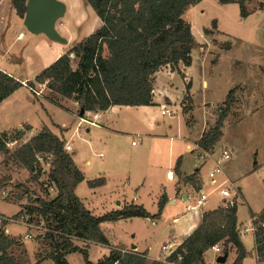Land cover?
<instances>
[{
    "label": "trees",
    "instance_id": "obj_1",
    "mask_svg": "<svg viewBox=\"0 0 264 264\" xmlns=\"http://www.w3.org/2000/svg\"><path fill=\"white\" fill-rule=\"evenodd\" d=\"M12 9L24 19L27 10L26 0H10ZM203 0H84L103 22V26L81 42L75 43L66 54L42 71L35 82L47 85L51 92L49 99H71L85 112H104L112 106H150L153 103L154 76L162 67L171 65L177 68L192 65V51L198 46L192 26L184 19L186 12ZM247 0H218L222 5L238 3L241 17L250 16ZM264 6V0L261 3ZM214 25L217 21L212 22ZM206 35L210 31L204 30ZM77 60L73 68L72 56ZM183 79L184 73L178 69ZM26 86L35 93V83L24 85L14 76L0 70V103L18 89ZM190 100V84H187ZM236 88L227 95L226 109L222 111L215 126L198 142L205 153H212L223 136L225 119L235 102ZM187 113L188 109L185 108ZM18 132L13 140L23 137ZM0 137V151L11 156L21 167H25L37 181L44 176L39 160L46 161L50 168L48 180L57 189L54 199L34 198L33 204L23 207L22 212L31 216V221L44 223L46 233L40 235L41 252L38 262L52 260L54 264H70L68 254L81 253L87 264L88 251L77 242L102 244L109 241L101 224L131 218H157L164 207V199L159 204V213L152 216L143 206L127 205L102 217L94 216L76 195L77 187L85 180L73 157L65 150V141L48 127L30 141L10 153L5 139ZM39 157V158H38ZM180 165V160L177 167ZM197 192L202 189V181L197 174L187 179ZM104 180L89 182L91 188L104 184ZM24 194V193H23ZM48 196V194H47ZM19 199L22 196H18ZM21 214V213H20ZM238 206L203 213L200 226L170 255L167 264H206V253L215 245L223 243V256L229 257L235 249L237 258L234 264H243L249 256L238 228ZM264 223V213L259 217ZM256 251L260 262L264 263V228L259 227L255 234ZM147 264L145 255L111 250L109 257L98 264ZM0 264H31L24 241L12 239L0 229ZM163 264V263H159ZM219 264V263H217Z\"/></svg>",
    "mask_w": 264,
    "mask_h": 264
},
{
    "label": "crops",
    "instance_id": "obj_2",
    "mask_svg": "<svg viewBox=\"0 0 264 264\" xmlns=\"http://www.w3.org/2000/svg\"><path fill=\"white\" fill-rule=\"evenodd\" d=\"M2 1L0 0V5L4 3ZM60 1L70 3L72 7L79 6L83 2V0ZM206 1L203 0L192 6L184 15V19L192 26L194 36H197L195 26L187 18V14H192L195 10H199L200 6ZM102 26L103 22L97 16L95 22L87 26L86 30H83L82 36H80L67 29L63 24L60 26L56 25L57 31L68 40L67 44H61L49 40L43 34L33 35L29 33L24 26V19L18 16L15 9L8 8L7 10H3L0 8V41L5 43V45L8 41L12 45L28 41L30 48L32 47V51L38 56L39 63L42 65L41 71L33 74L35 78L66 54L75 43L89 37ZM203 32L200 33L202 40L200 42L196 40L199 46L204 44L207 37L205 34L203 35ZM23 62L25 63L24 60ZM193 63L188 68L183 63L178 65L177 68L184 73L185 79L178 73L177 68H173L171 65L162 67L155 74L152 105L112 106L104 112H84L83 117L92 124L80 125V119L76 115L80 116L81 107L77 102L67 98H58L56 101H52L49 97L37 98L36 93L33 94L26 86L20 89L29 90L31 97L29 98L30 101L25 105L23 104V106L26 108V105H28L35 109L39 120L35 125L26 118L25 111L20 110L21 103L17 100L20 89L0 103V136L3 133H8L13 129H20L27 125V140L24 142L26 143L37 136L44 127H48L54 134L63 139L65 143L71 145L69 153L85 176V180L76 189V195L94 216L102 217L132 204L143 206L152 216H156L159 213V204L164 199L162 213L157 218H131L102 223L100 227L109 241V246L95 243L87 244L83 241H78L77 244L88 251L89 260L93 264H98L99 261L109 257L113 249L145 255L147 264H167L166 260L169 254L167 251L162 250L163 245H171L172 248L177 249L200 226L203 213L215 210L220 206L218 204L213 207H208V205L202 208L196 207L193 202L195 200L193 193L196 194L197 191L187 179L197 174L204 187L202 178L204 165L201 167L192 165L191 167L193 168H189V170L186 168L188 171L184 170L187 167L186 161L189 154H195L200 159L208 160L213 158L216 152V147L212 153H204L198 147L200 139L210 130L208 123L201 126L197 139L193 135L195 124L189 123V118L193 116L192 114L196 107V86L202 80V75H197L194 72ZM0 70L14 76L24 85L29 81L37 84L35 78L22 81L17 77L15 72L1 65ZM187 84L191 86L189 91L190 100H185L187 96ZM203 87L205 90L209 89L206 77L203 80ZM186 101H191V108H189L187 113L184 112ZM202 104L211 110L212 104L207 99L203 100ZM39 105L42 111L37 109ZM50 106L65 111L74 121L79 120L78 126H85L86 132L83 135L78 129L72 132L65 123L60 125L53 121L49 109ZM164 109L173 111L174 115L172 117L162 115ZM46 115L49 117L47 118ZM78 142H81L80 145H77ZM95 159L97 160L96 163H94ZM179 160L180 165L177 167ZM47 172L48 170L44 171V176L47 175ZM94 180H104L105 182L102 186L91 188L89 182ZM11 182L9 181L8 183ZM81 186H86L90 191L89 196L90 194L91 196L97 195L102 191L108 190L111 192L110 198L108 202L106 199L103 203H99V206L95 204L91 205L88 197L78 195V189ZM45 193L49 195V199H54L58 194L56 188L51 193ZM85 193L87 194V192ZM39 197L41 196H37L35 199L38 200ZM19 204L23 208L24 204L22 202ZM138 220L149 222L154 230L159 232V236L166 237V242L161 246L162 251L154 255L151 247L141 249V244L138 242L132 244L131 248H128L126 244L112 241L114 238L109 234V224L113 225V231L115 232L120 224L127 223L133 225ZM252 222L246 227H250ZM238 227H241L239 219ZM7 231L10 237V230L8 228ZM245 235L253 236V241L252 246L249 248L244 242L243 236H240L249 254L243 261V264H250L252 261L257 264L255 236L252 232ZM135 237L136 235L132 236V241L136 240ZM24 244L31 264H46L49 262L54 264L52 260L38 262V253L41 252V247L37 240L34 243V256L27 249L26 242ZM99 247L106 248L108 252L97 263H94L91 260L92 251ZM75 254H68L66 256L70 264H74L71 258ZM231 254L233 255L232 264H234L237 258L236 250L233 249L229 257ZM205 258L206 264H210V262L211 264H216L217 262V259L215 262L213 259H209L208 252Z\"/></svg>",
    "mask_w": 264,
    "mask_h": 264
},
{
    "label": "rangeland",
    "instance_id": "obj_3",
    "mask_svg": "<svg viewBox=\"0 0 264 264\" xmlns=\"http://www.w3.org/2000/svg\"><path fill=\"white\" fill-rule=\"evenodd\" d=\"M8 1L3 0L4 3L0 5V8L3 10L12 9L11 1ZM262 1H246L251 16L246 19L241 17L238 3L222 5L218 0H207L199 10L192 11L194 14L192 12V14H187V18L195 26L197 34L195 37L198 42L202 40L200 33L205 29L211 33L206 35L203 32V35L207 36L204 44L198 45L192 53L194 72L197 75H202V80L196 86V107L193 116L189 118V123L195 124L194 138H198L203 124L208 123L210 129L215 126L220 114L226 109L227 95L234 88H236V93L235 102L224 122L223 136L216 145L213 158L204 160L198 158V155L189 154L186 161L187 167L184 170L193 168L192 165L198 167L204 165L202 170L204 187L202 186V188L211 195L206 204L208 207L218 204L223 206L222 199L219 197V186L230 187L232 196L227 201L235 200L241 227L249 226L252 220L253 225L256 220L259 222V217L264 213V6H261ZM63 3L66 5V14L57 25L63 24L76 35L82 36L83 30L95 22L96 13L84 0L81 5L76 7H72L70 3ZM214 20L217 21L216 25L212 23ZM31 48L27 40L14 45L9 44V41L6 42V45L0 41V65L15 72L22 81L34 79L33 74L40 72L42 65ZM72 61L73 68H76L77 60L72 57ZM205 77L209 83L208 90L203 87ZM34 89L37 92L35 94L37 98L49 97L51 94L47 85L37 83ZM31 92L34 94L32 90ZM31 92L20 89L17 100L21 103L20 110L25 111L26 118L35 125L39 122L35 109L28 105L26 108L23 106L30 101ZM206 99L212 104L211 110L202 104ZM185 105L189 111L191 101H186ZM37 109L42 111L40 105ZM49 109L53 121L60 125L65 123L72 132L76 129L82 135L86 132L85 126H78L79 120L74 121L65 111L52 106ZM46 117L49 116L46 115ZM20 131L23 132V137L13 140ZM27 131L28 127L25 125L20 129H13L7 133L6 138H3L10 153H14L27 140ZM80 143L78 142L77 145ZM224 149L232 151V157L228 161L221 162L222 171L217 176L218 185H213L209 178V172L216 162L221 161ZM0 153V215H6L5 217L8 218L15 217L17 218L15 220H18L21 214L26 212H22L20 202L24 204L23 207H26L32 205L37 196L49 198L45 192L51 193L55 186L50 183L47 175L35 181L25 167L16 164L11 156L1 151ZM96 161L95 159L94 163ZM41 164L44 170H49L50 165L46 161L42 160ZM9 181L12 182L8 183ZM3 191L9 192L8 198H3ZM89 192L86 186H81L78 189L79 196L88 197L91 205L95 204L96 206L106 199L108 202L111 194L105 190L97 195L91 196L90 194L89 196ZM198 193H193V198ZM18 196H22V198L19 199ZM33 224L35 228L31 230V233L34 239L24 238L29 229L21 222L11 221L8 224L10 237L26 242L27 249L32 252V256H34L35 240L40 243L41 247L39 235L43 230L40 227H44V223L38 224L37 220ZM108 227L110 228L109 234L114 238L112 241L126 244L128 248L138 242L141 244V249L151 247L154 255L162 251L161 246L166 242V237L159 236V232L154 230L149 222L138 220L133 225L123 223L117 227L116 233L113 231V225L109 224ZM134 235H136V240L132 241ZM242 236L250 248L253 236L245 234ZM221 244L223 245V243ZM107 252L106 248H95L92 251L91 260L97 263ZM208 256L214 262L217 259L211 250L208 251ZM71 260L74 264H87L81 253H76ZM232 261L233 255L231 254L226 264H232ZM250 264H255V262L252 261Z\"/></svg>",
    "mask_w": 264,
    "mask_h": 264
},
{
    "label": "built area",
    "instance_id": "obj_4",
    "mask_svg": "<svg viewBox=\"0 0 264 264\" xmlns=\"http://www.w3.org/2000/svg\"><path fill=\"white\" fill-rule=\"evenodd\" d=\"M26 1H28V0H26ZM35 93L37 94L36 91H35ZM162 115L172 117L174 115V112L170 111L168 109H164L162 111ZM76 116L79 117V119H80V125H82V124H92L85 117H80L78 115H76ZM65 150L68 153L71 151V145L69 143L65 144ZM232 153H233L232 151H230L228 149H224L223 152H222L221 161H218L215 164V166L211 169V171L209 173V178H210V181H211V183L213 185H217L218 184L217 176L222 171L221 162L230 160L231 157H232ZM39 160H40V162L42 161L41 158H39ZM168 176H170V174H168ZM232 186H233V184H232ZM219 187H220L219 197L222 199L221 202L223 204V207L228 208L229 206L232 207V206L236 205L235 200L227 201L228 198H230L232 196L230 187H228V186H226V187L225 186L224 187L223 186H219ZM2 196H3L4 199L8 198L9 197V192L3 191L2 192ZM210 196L211 195L209 193L205 192L203 190V188H202L199 191V193L197 194V196L195 197V200H194L195 206L199 207V208L204 207L207 204ZM15 219H17V218H15V217L8 218V217L0 215V229L6 235H8V231H7L8 224L11 221L21 222L23 225H25L29 229V232L27 234H25L24 238L25 239H33L34 237H33V234L31 233V230L35 228V225L31 221V216L27 212H25L24 214H21V216H20V218L18 220H15ZM41 223L43 224V222H41ZM259 227L264 228V223H260L259 225H255V224L253 225V222H252V225L250 227H238L237 231H238L240 236L243 235V234H247L249 232H252L254 234V236H255L256 231L259 229ZM40 228L43 230V232L40 235L45 234L46 233V229L44 227H42V226ZM162 250L163 251H167L168 254H169L168 256H170L176 249L172 248L171 245H163ZM210 250L214 253V255L216 257H219V256H221L223 254L224 247H223V245L221 243H219V244L213 246ZM121 252L124 253L126 251L121 250ZM257 260H258L259 264H262V263H260V259H259L258 254H257ZM114 264H120V262L117 260V261H115Z\"/></svg>",
    "mask_w": 264,
    "mask_h": 264
},
{
    "label": "water",
    "instance_id": "obj_5",
    "mask_svg": "<svg viewBox=\"0 0 264 264\" xmlns=\"http://www.w3.org/2000/svg\"><path fill=\"white\" fill-rule=\"evenodd\" d=\"M65 14L66 5L60 0H28L24 26L33 35L43 34L53 42L67 44L68 40L56 28ZM84 112L81 109L80 117H83ZM227 259V256L221 255L217 258V263L225 264Z\"/></svg>",
    "mask_w": 264,
    "mask_h": 264
}]
</instances>
